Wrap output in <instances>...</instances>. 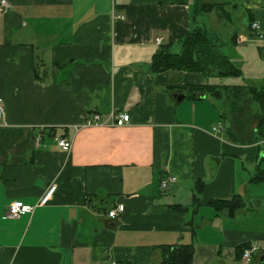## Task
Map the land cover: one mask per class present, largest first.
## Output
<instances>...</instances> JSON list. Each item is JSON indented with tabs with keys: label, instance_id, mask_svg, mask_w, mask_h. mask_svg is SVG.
<instances>
[{
	"label": "crops",
	"instance_id": "0c3cea01",
	"mask_svg": "<svg viewBox=\"0 0 264 264\" xmlns=\"http://www.w3.org/2000/svg\"><path fill=\"white\" fill-rule=\"evenodd\" d=\"M7 1L0 10V264H160L161 247L178 243L192 244L191 264H264V119L247 90L235 111L229 98L190 89L264 86V0ZM201 1L221 2L222 11L199 13ZM213 12L237 19L226 55L240 76L151 71L158 46L178 50L195 27L219 43L203 22ZM94 113L100 123L83 125ZM119 113L130 121L115 125ZM58 136L72 140L69 152ZM170 175L176 182L161 188ZM196 180L204 184L194 206ZM51 182L52 199L36 205ZM235 198L242 207L233 215L209 203ZM13 200L36 206L8 218ZM117 204L122 211L109 217ZM241 244L254 247L249 263L236 256Z\"/></svg>",
	"mask_w": 264,
	"mask_h": 264
},
{
	"label": "trees",
	"instance_id": "16d2710c",
	"mask_svg": "<svg viewBox=\"0 0 264 264\" xmlns=\"http://www.w3.org/2000/svg\"><path fill=\"white\" fill-rule=\"evenodd\" d=\"M223 3L219 2H199L197 11L210 12L212 10L222 11ZM220 44L211 38L209 32L203 27H195L189 31L180 41L179 49L174 51L169 44L158 46L152 55L150 68L152 72H161L166 70H184L198 72L205 78L211 77H237L241 75V69L230 60V57L224 54L220 49ZM192 91L209 94L216 99H228L231 102L233 110L237 111L238 97L243 91L247 90L251 99L256 103L258 111L261 113V119H264V86H242V85H217L206 82L201 86L190 87ZM261 121V120H260ZM204 182L196 180L193 188L192 205L197 206ZM218 210L227 208L230 215H233L242 207V202L235 199H214L209 202ZM168 208L184 211L187 208L180 205H171ZM246 244H241L236 248V256L241 258ZM160 264H191L193 257V246L191 243L163 245L161 247Z\"/></svg>",
	"mask_w": 264,
	"mask_h": 264
},
{
	"label": "built area",
	"instance_id": "2783aa9c",
	"mask_svg": "<svg viewBox=\"0 0 264 264\" xmlns=\"http://www.w3.org/2000/svg\"><path fill=\"white\" fill-rule=\"evenodd\" d=\"M8 7H9V3L7 0H1L0 1V10L8 8ZM250 26H251V28H253L255 30V32L259 36H261V33L258 30L259 24L257 21H252ZM155 42L161 43L162 37H159V36L156 37ZM261 50L264 53V46L262 47ZM3 116H4V108H3L2 102L0 101V123L2 121ZM112 119H113V122L115 123V125L120 126V125H124L130 121V115H129V113L114 114V115H112ZM83 123H84L83 125L98 124V123H100V116L97 113H94L91 115L90 118L86 119ZM219 128H220V126L217 125L214 127V130H218ZM39 140H40V136H37L35 138V142L38 143ZM56 142L62 151L69 152L71 150L72 140L70 138H68L66 136H58V137H56ZM175 182H176V177L170 175V176H167L161 180L160 186H161V188H166L168 186V184L175 183ZM55 189H56L55 183H53V182L49 183L45 187V189L43 190V193L39 197L36 205H46L52 199L53 194L55 192ZM36 205H34V206H36ZM34 206L26 205L21 200H13L7 206L6 216L8 218H18L25 213L32 212L34 209ZM262 206L264 207V198L262 199ZM122 209H123V205L117 204L116 207L109 210L107 212V214L109 217L114 218L115 216H117L118 212L122 211ZM253 248L254 247H247V248L243 249V252L241 255V259L243 262H245V263L250 262L251 253H252ZM112 264H118V263H116V261H113ZM119 264H126V263H119Z\"/></svg>",
	"mask_w": 264,
	"mask_h": 264
},
{
	"label": "rangeland",
	"instance_id": "374dc122",
	"mask_svg": "<svg viewBox=\"0 0 264 264\" xmlns=\"http://www.w3.org/2000/svg\"><path fill=\"white\" fill-rule=\"evenodd\" d=\"M217 1V0H216ZM226 7L225 9H228ZM235 15V14H233ZM204 23L209 31H212L218 38V42L221 44L220 49L223 53L229 54L231 47L229 44L230 29L233 23L237 22V19H233L232 23L227 20H218L214 12L212 14H204ZM202 24V23H201ZM235 25V24H234Z\"/></svg>",
	"mask_w": 264,
	"mask_h": 264
},
{
	"label": "water",
	"instance_id": "95a60500",
	"mask_svg": "<svg viewBox=\"0 0 264 264\" xmlns=\"http://www.w3.org/2000/svg\"><path fill=\"white\" fill-rule=\"evenodd\" d=\"M263 260H264V259H263ZM263 260H262V261H263Z\"/></svg>",
	"mask_w": 264,
	"mask_h": 264
}]
</instances>
